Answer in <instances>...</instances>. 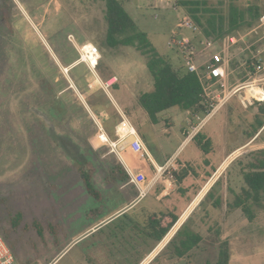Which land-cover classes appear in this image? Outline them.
<instances>
[{"label":"rangeland","instance_id":"1","mask_svg":"<svg viewBox=\"0 0 264 264\" xmlns=\"http://www.w3.org/2000/svg\"><path fill=\"white\" fill-rule=\"evenodd\" d=\"M12 1L15 6L10 9L11 33L6 24L0 23V235L20 264H48L66 242L121 200L109 188L115 185L110 169L118 159L109 154L108 146L100 144L97 134H102L101 126L106 132L110 129L107 133L115 140L114 127L125 116L138 135L140 132L145 135L150 152L160 146L170 154L181 137H177L176 121L167 128L165 113L158 114V123L151 125L147 114L138 106V97L151 84L153 87L145 65L146 56L131 46H106L103 2ZM120 1L154 51L173 67H181V56L169 44L172 36L187 38L197 51L203 50L207 36L197 25L196 32L179 27L184 18L193 21L174 0ZM230 6L241 11L255 6L260 16H264V0H208V7L215 12L201 13V23L206 26L210 14L222 17L224 33L211 35L228 60L225 87H216L213 99L207 100L213 105L217 97L251 81L252 71L249 72L244 61L255 55L264 57V20L260 22L259 18L248 16L245 21L251 22L250 26L244 24L228 33ZM231 37L236 39L234 44L229 40ZM75 45L97 47L101 58L94 72L109 76L100 77L102 81H99L116 78L111 80L113 84L108 92L98 82L99 86L88 89L87 75L92 74L84 64L75 63L78 58ZM42 80L52 86L63 112L53 111L49 95L41 90ZM121 90L126 104L119 107L111 93ZM241 95L242 91L233 94L208 121L210 125L217 122L225 125L223 133H226L228 150L234 153L227 160L229 166L223 171L219 186L224 188L227 179L237 193L243 185L240 177L243 166L251 153L264 149V130L254 142L248 143L260 116L258 107L263 104L243 107ZM83 96L89 97L90 104H97L102 114H94ZM207 104L204 103V111L192 113V125L204 118ZM224 143L217 141L218 147L211 148L217 159L222 156ZM237 143L244 145L239 148ZM210 145L208 141L207 147ZM119 153L121 158L136 164L135 168L142 159L125 147ZM223 154L227 156L226 151ZM92 169L93 194L86 190L82 177V173ZM253 210L255 217L251 222L239 212L226 214L225 207L214 212L213 217L217 219L227 218L222 230L225 236L220 243L227 248L229 264H264V202L263 208ZM17 212L21 220L12 232L8 222L13 219L9 217ZM211 229L213 234L218 228ZM101 237L78 240L54 264H132L138 256L135 250L123 253L122 239L117 244L110 241L105 250L97 247ZM121 238L127 240L125 235ZM114 244L118 253L110 248ZM124 246L130 244L125 242Z\"/></svg>","mask_w":264,"mask_h":264},{"label":"crops","instance_id":"2","mask_svg":"<svg viewBox=\"0 0 264 264\" xmlns=\"http://www.w3.org/2000/svg\"><path fill=\"white\" fill-rule=\"evenodd\" d=\"M63 70L66 71L67 68H63ZM91 74L92 76L88 77L87 75L86 79L87 87L90 90L99 86L97 82L99 80L102 81L100 77L109 78V76L101 73L99 76L97 72ZM95 80L98 81L96 82ZM111 80H116V78L113 77ZM152 88L151 84L150 89L146 92L151 91ZM111 97L119 107L126 104L122 90L111 93ZM102 111L99 114H102ZM162 112L167 117V128L172 126L175 121L179 127L177 137L181 138L171 153L167 154L162 151L160 146L155 151L150 152L146 146L147 142L145 143V135L142 132H140L139 137L146 148L148 158H142L137 164L138 168L134 167L136 164L132 165L128 160L121 158V155L118 158L109 150V154H114L118 159V162L116 161L118 164L115 163L113 167L115 168L117 165L121 167L120 172L115 170L111 174L115 185L109 188L118 194L121 200L66 242L48 264H54L78 240L95 235L102 236L97 242V247L103 250L107 249L110 241H116L115 244H117L118 239H122L123 245L120 248L123 249L124 254L129 251L133 252V250L138 253L132 264H212L211 260L217 255L218 244L225 236L222 232L223 223H227V218L224 219L220 216L217 219L213 217L215 210L225 207L226 214H233L234 212L242 214L238 209L227 210V205L232 202L234 194L237 193L229 185L228 180H224V188L219 186L222 173L229 166V161L227 160L234 152L228 150L229 145L225 136L226 133H223L225 125L222 123L217 122L210 125L208 122L210 117L199 125L196 134L192 138H186V132L190 127L194 126L191 121L193 112L190 110L182 111L176 106ZM150 123L154 125L158 121L156 123L151 121ZM100 129L102 132L101 140L106 139V137L110 138L107 133L110 132V129H107V132L102 126ZM99 135L97 134V137ZM255 137L256 134L248 140V143L254 142ZM208 141L212 144L209 148L207 147ZM217 141L220 143L222 141L225 142L223 150L220 148L222 153L220 159L214 157V150L211 149L217 146ZM100 144L107 146L102 141ZM232 144H234L233 146L236 145L235 142H232ZM238 144L239 148L244 145ZM125 145V142L119 143L117 150L120 151ZM94 146L97 148L100 145ZM201 146L206 151H203ZM224 151L227 152V156H224ZM167 162H169V166L162 176L154 182H149L154 174L152 163L164 165ZM126 167L133 173L141 172L145 175V184L149 183L147 187L143 184L146 189L143 194L139 195L135 186L128 184L127 181L123 182L121 178H114L117 175L121 177L122 171L126 174ZM240 177L242 178L241 173ZM209 190L210 194L206 196ZM229 194L231 195L230 197ZM223 196L225 197L224 199ZM215 204L218 206L214 207ZM172 216L176 217L175 223L161 240L155 242L153 235L168 224ZM157 220L159 225L153 226L151 222ZM183 224L186 225L187 231L193 232L200 237L199 242L187 251H182L180 248V241L184 240L183 236L175 235ZM211 224H213L212 227L218 228L213 229V234L217 235V238H214L211 232L212 227H209ZM104 231H107V235L104 234ZM124 235L127 240L121 238ZM125 242H128L130 246L125 247ZM115 244L110 248L115 249L117 252ZM177 251H180V253H177Z\"/></svg>","mask_w":264,"mask_h":264},{"label":"trees","instance_id":"3","mask_svg":"<svg viewBox=\"0 0 264 264\" xmlns=\"http://www.w3.org/2000/svg\"><path fill=\"white\" fill-rule=\"evenodd\" d=\"M104 4V20L106 22V35L105 44L110 48L117 46H131L139 51L142 55L146 56V68L150 72L153 79V88L149 92L142 93L138 99V106L147 114L150 121L156 123L158 121L157 115L162 111L171 107H178L182 111L190 110L192 112L204 111V103L202 99V87L194 73L186 72L183 67H173L164 57L159 56L145 38V34L139 31L134 21L129 17L124 4L120 0H100ZM175 3L183 8L188 16L192 19L193 23L202 29L207 38L214 37L211 34L222 35L223 20L222 17L215 14H210L206 18V26L201 23L203 12H215L208 7V0H174ZM14 5L12 0H0V23L6 24L7 30L11 33L12 27L9 24L10 9ZM15 6V5H14ZM250 16L251 19H258L260 14L255 6L246 7L245 10H238L236 7L230 6L229 19L227 23L226 32L230 33L242 26H250L251 22L245 21L246 17ZM41 90L48 94L51 99V107L55 113L63 112L61 103L55 97L52 86L47 80H42ZM85 95V94H83ZM86 103L94 114H98L102 109L98 105L90 104L88 96H83ZM258 112L260 113L259 119L256 121V128L252 136L256 134V140L260 133L264 130V104L259 105ZM51 115V114H50ZM52 116V115H51ZM261 130V131H260ZM251 136V137H252ZM128 141H125L127 144ZM201 149L206 151L202 146ZM77 170V168H76ZM117 170L121 171L119 165L110 169V174ZM78 171H82V166H78ZM91 171L82 173L83 182L86 190L93 194V185L91 182ZM243 186L238 193L234 194L233 200L227 205V210L238 209L247 219L251 222L255 217L253 208H263L264 202V149H260L251 153V158L243 166L241 170ZM116 178H121L126 182L128 177L122 171L121 177L117 175ZM212 189V188H211ZM210 189V190H211ZM210 190L206 194H210ZM205 196V197H206ZM218 206L217 204L214 207ZM13 219L10 221L9 230L16 231L21 220V214L17 212L15 216L9 217ZM8 219V220H9ZM176 217L172 216L171 221L164 227L160 228L157 233L153 235L154 241L158 242L169 231L175 223ZM14 222V223H13ZM153 226H158L159 221H152ZM36 227L39 228L38 224ZM40 233V231H39ZM177 236H183L184 240L180 241V248L182 251H187L195 246L200 237L189 232L186 225H182L176 232ZM5 241V240H4ZM11 252L14 254L13 249L5 241ZM223 243H219L215 264H228V251ZM180 253V251H177Z\"/></svg>","mask_w":264,"mask_h":264},{"label":"built area","instance_id":"4","mask_svg":"<svg viewBox=\"0 0 264 264\" xmlns=\"http://www.w3.org/2000/svg\"><path fill=\"white\" fill-rule=\"evenodd\" d=\"M259 20L260 22L263 21L264 16H260ZM179 27L187 29L191 32L198 31V27L188 18L181 20ZM229 40L232 44L236 42L234 37H231ZM169 44L173 48H176L180 53L181 66L183 69L186 72L194 73L198 78L202 87V99L204 103H208L206 115L197 125L188 129L186 132V138H192L196 134L199 125L212 117L228 100V98L239 91H242V95L239 97L243 107L250 106L253 103H256L257 105L264 104V57L255 55L252 56L248 61H244L245 64L247 63L248 69L250 68L249 72L252 71L251 81L236 85L230 92L224 94L221 98L217 97V103L213 105L211 102H207V100L213 99V93L216 87H225L228 60L226 59L224 51L221 48L216 47L215 41L211 38H207L205 40L204 48L201 52L197 51L196 47L187 38L182 37L177 39V37L172 36ZM75 47L78 53V58L75 63H82L91 73H95L94 69L97 67L101 58L97 47L93 45L82 47L75 45ZM199 54H203V58H199ZM98 83L101 85L104 91L108 92L112 81H98ZM247 89L259 90V93L247 94ZM114 132L116 136L115 140H111L108 137L101 140V134L98 136L100 141L106 143L110 149V152H113L119 158L120 153L119 150H117V146L119 143L128 140L127 144L124 146L126 149H129L132 153L138 155L140 158H148L146 148L142 143L136 129L125 116H121V120L114 127ZM152 166L154 169V174L150 178L149 182H154L160 176H162V174L168 168L169 162L165 163L164 165H155L152 163ZM125 170L128 177L127 183L134 185L139 195L143 194L146 191V189L143 187V184L146 182L145 175L141 172L133 173L128 169V167H126ZM147 184H145L146 187ZM0 264H20L1 235Z\"/></svg>","mask_w":264,"mask_h":264},{"label":"bare ground","instance_id":"5","mask_svg":"<svg viewBox=\"0 0 264 264\" xmlns=\"http://www.w3.org/2000/svg\"><path fill=\"white\" fill-rule=\"evenodd\" d=\"M259 90H255V89H247V94H258Z\"/></svg>","mask_w":264,"mask_h":264}]
</instances>
